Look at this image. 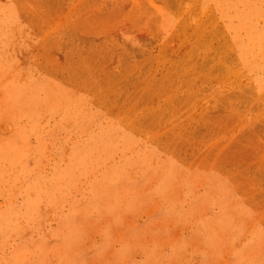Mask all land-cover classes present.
I'll list each match as a JSON object with an SVG mask.
<instances>
[{"label": "rangeland", "instance_id": "obj_1", "mask_svg": "<svg viewBox=\"0 0 264 264\" xmlns=\"http://www.w3.org/2000/svg\"><path fill=\"white\" fill-rule=\"evenodd\" d=\"M0 264H264V0H0Z\"/></svg>", "mask_w": 264, "mask_h": 264}]
</instances>
